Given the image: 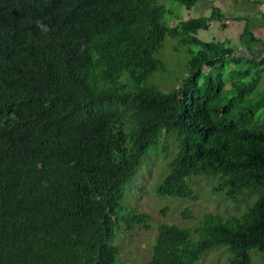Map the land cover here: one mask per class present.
Segmentation results:
<instances>
[{
	"label": "trees",
	"instance_id": "1",
	"mask_svg": "<svg viewBox=\"0 0 264 264\" xmlns=\"http://www.w3.org/2000/svg\"><path fill=\"white\" fill-rule=\"evenodd\" d=\"M165 12L160 0H0V264H115L117 233L149 218L121 212L124 185L162 132L178 151L158 195L195 199L202 175L228 197L263 192L239 215L206 212L195 238L159 222L144 264H193L217 245L252 264L249 250L264 251L260 37L246 23L242 55L197 35L223 13L170 25ZM167 36L196 48L163 91L149 78L166 70Z\"/></svg>",
	"mask_w": 264,
	"mask_h": 264
},
{
	"label": "rangeland",
	"instance_id": "2",
	"mask_svg": "<svg viewBox=\"0 0 264 264\" xmlns=\"http://www.w3.org/2000/svg\"><path fill=\"white\" fill-rule=\"evenodd\" d=\"M166 7L163 21L175 25L181 19L207 16L212 11L221 12L224 19L210 22L207 28L198 31L203 40L230 39L237 47V53L248 54L238 41V35L246 23L259 41L254 43L252 55L260 57L264 49V0H198L186 8L176 0H160ZM249 20V21H248ZM248 21V22H247ZM177 39L167 36L157 56L165 61L164 72L155 71L149 81L159 89L168 91L177 86L181 76L187 73L186 65L190 58L189 50L196 47H179ZM177 46L178 49L175 47ZM190 48V49H189ZM175 133H161L158 143L152 145L136 168L132 178L124 185L121 212L145 213L149 216L148 225L137 224L131 231H119L114 240L118 248L117 260L123 264H144L150 256L157 224L174 223L193 229L200 224L206 212L226 216L244 213L262 194L263 189L247 188L236 197H228L226 190L216 189V177L197 176L189 179L195 199L158 195L156 190L169 171L168 163L176 156L178 144ZM165 147V149H164ZM252 264H264V251L250 249ZM231 252L225 245H217L206 251L193 264H230Z\"/></svg>",
	"mask_w": 264,
	"mask_h": 264
},
{
	"label": "clouds",
	"instance_id": "3",
	"mask_svg": "<svg viewBox=\"0 0 264 264\" xmlns=\"http://www.w3.org/2000/svg\"><path fill=\"white\" fill-rule=\"evenodd\" d=\"M37 26L40 27L43 31L47 32L48 28L42 22H37Z\"/></svg>",
	"mask_w": 264,
	"mask_h": 264
},
{
	"label": "crops",
	"instance_id": "4",
	"mask_svg": "<svg viewBox=\"0 0 264 264\" xmlns=\"http://www.w3.org/2000/svg\"><path fill=\"white\" fill-rule=\"evenodd\" d=\"M256 43V42H255ZM254 47V44H253V46H252V48Z\"/></svg>",
	"mask_w": 264,
	"mask_h": 264
}]
</instances>
